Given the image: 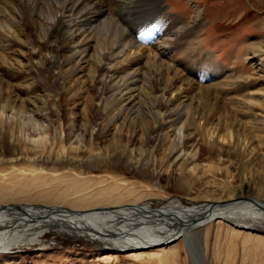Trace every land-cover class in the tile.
<instances>
[{
	"label": "rangeland",
	"instance_id": "obj_1",
	"mask_svg": "<svg viewBox=\"0 0 264 264\" xmlns=\"http://www.w3.org/2000/svg\"><path fill=\"white\" fill-rule=\"evenodd\" d=\"M160 4L161 11L135 17L127 32L134 38L150 23H160L165 32L177 20L174 27L181 32L168 47L171 55L159 59L194 86L184 91L164 76L169 90L161 101L145 102L138 115L115 117L109 84L98 86L94 65L79 77L71 73L73 61H65L52 75L41 49L35 65L26 58L21 44L27 37L17 36L20 44L7 45L0 34V55L22 51L0 60V205L72 208L87 194L80 202L86 206L104 205L109 196L122 199L110 208L156 209L170 197L186 206L191 199L218 197L243 186L264 202V54L259 53L264 50V0ZM29 28L27 22L25 31ZM146 37L139 45L150 46L153 37ZM30 39L35 41L34 35ZM251 92L260 102H247ZM172 101L183 105V115L168 132L155 125L158 112L175 108L168 106ZM173 149L187 156L173 160ZM90 195L98 200L89 201ZM214 229L204 248L211 264H264V242L234 235L226 226L216 237ZM102 251L94 242L45 233L39 243L11 246L0 254V264H181L151 249L136 257L119 254L117 260L100 259Z\"/></svg>",
	"mask_w": 264,
	"mask_h": 264
},
{
	"label": "bare ground",
	"instance_id": "obj_2",
	"mask_svg": "<svg viewBox=\"0 0 264 264\" xmlns=\"http://www.w3.org/2000/svg\"><path fill=\"white\" fill-rule=\"evenodd\" d=\"M158 10L161 11L160 0H0L1 40L7 45L20 44L18 39L27 37L21 44L26 49V58L35 65L38 61L35 57L41 55L38 53L41 49L52 75L65 61H73L71 73L79 77L88 75L87 68L94 65L98 86L109 84L105 87L108 99L115 105V117L138 115L145 108V102L152 98L161 101L164 92L169 90L161 79L164 76L169 82L179 83L184 91L194 86L191 79L159 59L161 55H171L168 47L174 45L181 32L174 27L177 20L169 22L165 32L161 31L160 23L144 25L135 31L134 38L127 32L126 26L135 17L152 15ZM27 22L31 23L29 32L25 31ZM11 24L14 29L10 28ZM147 30L146 35L153 40L150 46L144 47L139 41L146 37ZM31 35L35 41L30 39ZM17 36L20 37L17 39ZM259 53L263 57L264 50L260 49ZM16 55H22V51L17 48L8 51L7 55H0V60H12ZM128 66L132 67L125 70ZM255 94L257 92H251L247 101L251 105L260 102ZM168 106L162 114L158 112L155 127L166 126L171 132L183 115L180 107L183 105L172 101ZM176 153L173 160L186 155L175 149L171 154ZM253 194L249 187L243 186L218 197L191 199L187 202L188 208L181 199L171 197L156 209L110 208L120 205L122 199L114 201L109 196L103 199L104 205L86 206L80 202L87 200V194L77 198L78 204L72 208L44 204L0 205V254L13 245L39 243L41 235L49 233L96 243L103 249L98 255L100 259L114 256L117 260L119 254L136 257L144 253L142 250L151 249L153 255L169 256L172 262L211 264L205 249L211 241L213 227L217 228L213 231L216 237L219 228L226 226L234 235L264 242V202L252 197ZM93 199L98 200V197L90 195L89 201ZM11 206H24L25 211ZM27 232L29 236L24 237Z\"/></svg>",
	"mask_w": 264,
	"mask_h": 264
},
{
	"label": "water",
	"instance_id": "obj_3",
	"mask_svg": "<svg viewBox=\"0 0 264 264\" xmlns=\"http://www.w3.org/2000/svg\"><path fill=\"white\" fill-rule=\"evenodd\" d=\"M13 209L15 208H17V209H19L20 211H25L24 210V206H19V207H17V206H11ZM23 207V208H22Z\"/></svg>",
	"mask_w": 264,
	"mask_h": 264
}]
</instances>
